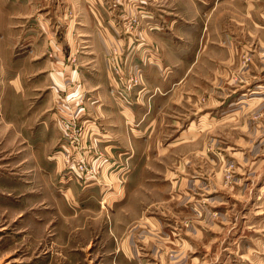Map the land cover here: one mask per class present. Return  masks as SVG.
Returning a JSON list of instances; mask_svg holds the SVG:
<instances>
[{"label":"rangeland","instance_id":"rangeland-1","mask_svg":"<svg viewBox=\"0 0 264 264\" xmlns=\"http://www.w3.org/2000/svg\"><path fill=\"white\" fill-rule=\"evenodd\" d=\"M72 1L0 0V264H67L68 238L116 242L143 221L147 264H264V0H112L116 119L86 75L99 39ZM162 26L187 54L164 51ZM39 162L58 164L54 197L39 193ZM96 249L75 264H106Z\"/></svg>","mask_w":264,"mask_h":264},{"label":"crops","instance_id":"crops-1","mask_svg":"<svg viewBox=\"0 0 264 264\" xmlns=\"http://www.w3.org/2000/svg\"><path fill=\"white\" fill-rule=\"evenodd\" d=\"M72 2H73L72 6L76 11L75 16H79L80 20L82 21V22H80V25L82 26L81 30L85 31L87 33V35L89 36V38L95 39L96 37H98V39H99V42H97L98 44L94 47L93 55H91V57H90V59L92 60L91 67L89 68L90 72L88 71L86 73V75L88 76V78L91 81L90 84L93 85V87L97 88L96 93H95L96 96L100 97L99 99L101 101L103 100V102H104V99L106 98V101L108 102V104H106L104 102L105 106H103L105 108V110H107L106 113L108 115H114L112 117H114L116 119L118 116L117 110H116V108L114 109L112 107V101L113 100L110 99L109 96H107L108 95V82L106 81V59H105L106 53L108 51V46H109L108 41L112 40V39H121L122 38V36L118 35V32H117L118 28L117 27L115 28L114 26H112V21H111V17H110L112 15V12H111V9L109 8V6L114 1L111 0L108 3H106L107 0H76V1H72ZM201 2L203 3V0H201ZM121 7L122 6L120 5L119 7L116 6V8H115V12H117V14H116L117 18H119L123 15ZM193 11H195V16L197 15L196 19L194 20V27L191 26L189 29H186V30H189V31L194 30V32H195L198 29L197 23H201L202 18H200V14L197 12V9L195 7H194ZM76 20H78V19L76 18ZM170 22H171V20L167 21V23H169V24H170ZM175 22L177 24H182L179 20L177 22L175 20V18H173L172 25ZM34 23H37L36 18H35ZM186 24H187V22H186ZM184 25L185 24L182 25V29H184V27H183ZM42 26L46 27L45 24H42ZM167 27H169V26L167 25ZM162 29L163 30L158 31L157 33L161 36L158 38L163 42L164 51H165V47H166V48H168V50H172L174 55L179 56V55L187 54V52H186L187 50H186V46L184 45V41L181 39H178L179 37L177 38L173 34L174 31L169 32L168 29L165 28V26H162ZM74 31H76L75 30V20L73 22H70L69 28L67 30V33L69 35V36L67 35L68 36L67 39L71 40V42H72L71 37H72ZM32 36L33 35H30V37H32ZM34 38H35V36H34ZM63 40H66V38ZM37 41H42V40H37ZM37 41L35 38V42H37ZM152 66L155 67L156 65L151 64L150 66L146 67V72L148 70L154 69V67H152ZM73 74H75V77H78L77 71H75ZM54 77L56 79H58L57 78L58 76L56 74H54ZM162 88H164V87H162ZM165 91L166 90L164 89V92ZM132 99L130 100L132 107L125 108L124 111L129 114L130 118H134L132 120H135L136 116H134V114L139 109L143 110L144 106H143V104H137V103L133 102ZM140 99L142 100V98H140ZM118 111H119V115H120V113L122 114V109H119ZM131 122H133V121H131ZM136 122H138V121H136ZM47 124H48V121H47ZM137 124L138 123H136V125ZM136 128H138V126ZM46 131H47V128L45 126L44 127L40 126V130L38 133H35V136H38V140H41L42 137L44 136V134L46 133ZM132 133L135 135V137H137L136 138L137 140L140 139L141 136H143L142 129H136V130L133 129ZM102 136H106V134H102ZM105 140L108 141L107 136L105 137ZM119 145H120V143H119ZM119 147L120 146L117 145V147H115V148L118 149ZM56 165H58V164H55L54 162H39L38 167H37V170L39 173L37 174L36 172H34V175H40L38 178L40 180V184L38 185L39 193H41V191H42V192H44L46 197L50 196V198L54 197V195L55 196L57 195V189H56L55 183H56V180L59 176V170L57 169ZM33 183L34 182H32V185H33ZM26 185L27 184H25L24 188H28V186H26ZM30 188H31V186H30ZM8 192H10V191H8ZM48 194H50V195H48ZM0 195L4 196L5 193L0 192ZM7 195L9 196L10 194H7ZM0 197H2V196H0ZM2 199H7V198H2ZM1 204H3V203H1ZM3 208H5V207H3ZM1 211H2V213H4L3 209H1ZM20 214H22V213H20ZM143 222H145V223L140 224V226H137V227L135 226V228L130 229L132 231L129 230L130 232L129 231H128L129 233L127 232V234H126L127 237L125 239H122L120 241L118 240L116 242L113 240H109L107 238H99L98 240H93V242L88 240V239H84V238H82V239L77 238V237L76 238H68L66 240L67 253L65 254L66 257L64 259L66 260L67 264H75V262H77V260L79 258H83L82 254L84 253V251L89 249L91 247L92 243H94V246H97V249L95 251L98 253H100L103 250V248H105L104 258L106 260V264H147V262H148L147 260H149V259L143 255L142 251H140L139 248H137L136 243L138 240H140V242L145 244L147 246V248H151L152 245H154V240H155L154 237L156 236V230H155V223L154 222H150V221H143ZM138 228H141V234L140 235L134 234V232L136 231V229L138 230ZM118 229L120 231V228H118ZM76 231H77V235L80 234V232H81L78 229ZM83 234H85V233H83ZM80 237H82V236H80ZM170 244H172V241H170ZM34 246L35 245H33V247ZM80 246H82V247H80ZM108 247H110L109 250H108ZM170 247H172V246L170 245ZM183 247L184 246H182L179 249V251L177 252V254H175V259H176L175 261L178 263H183V261L185 260V257H186ZM82 248H83V250H82ZM148 252H149V250H148ZM84 260H86V258ZM41 262L42 261H40V263Z\"/></svg>","mask_w":264,"mask_h":264}]
</instances>
